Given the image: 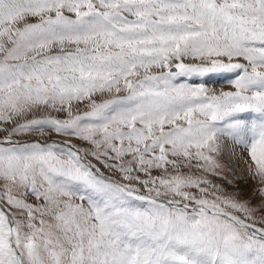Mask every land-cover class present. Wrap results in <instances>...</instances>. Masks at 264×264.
<instances>
[{"label": "snow or ice", "instance_id": "obj_1", "mask_svg": "<svg viewBox=\"0 0 264 264\" xmlns=\"http://www.w3.org/2000/svg\"><path fill=\"white\" fill-rule=\"evenodd\" d=\"M0 264H264V0H0Z\"/></svg>", "mask_w": 264, "mask_h": 264}, {"label": "rangeland", "instance_id": "obj_2", "mask_svg": "<svg viewBox=\"0 0 264 264\" xmlns=\"http://www.w3.org/2000/svg\"><path fill=\"white\" fill-rule=\"evenodd\" d=\"M212 86H214L217 91L221 90V88H223V90H230V86L227 84H223V85L216 84V85H212ZM81 107L83 108V105H81ZM33 138L34 139L39 138V139L43 140V138H41V137H33ZM49 139L58 140V139H60V137L55 136L53 134L51 137H49ZM244 155L246 156V154H244ZM233 161H234L233 163L236 164L237 171L243 172L244 169L241 168L240 163H236L235 159H233ZM93 163H95V161H93ZM239 188H240V190H242L246 194L245 198L250 199L252 197L254 190H255V185L253 184V182L251 180L245 181L244 179H241L240 183H239ZM229 190H231V186H229Z\"/></svg>", "mask_w": 264, "mask_h": 264}, {"label": "bare ground", "instance_id": "obj_3", "mask_svg": "<svg viewBox=\"0 0 264 264\" xmlns=\"http://www.w3.org/2000/svg\"><path fill=\"white\" fill-rule=\"evenodd\" d=\"M237 152H238V149H237ZM244 155V154H243ZM234 162V161H233ZM240 163V166H241V168H245V165H244V163L241 161V162H239Z\"/></svg>", "mask_w": 264, "mask_h": 264}]
</instances>
